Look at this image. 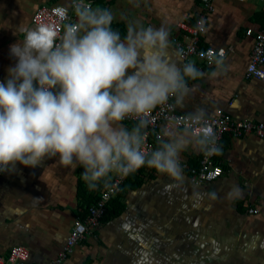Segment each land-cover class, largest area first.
I'll return each instance as SVG.
<instances>
[{
  "label": "crops",
  "instance_id": "1",
  "mask_svg": "<svg viewBox=\"0 0 264 264\" xmlns=\"http://www.w3.org/2000/svg\"><path fill=\"white\" fill-rule=\"evenodd\" d=\"M90 2L92 8L111 10L112 28L122 39L129 27L151 26L164 27L170 41V36L178 33L177 22L192 20L200 13L197 0ZM45 3L68 6L69 0H0L3 81L8 78V69L17 63L10 45L35 28L30 17ZM213 4L199 46L231 47L232 51L223 59L215 58L212 66L198 61L190 64L199 75L188 79L189 92L176 100V110L206 116L221 109L238 120L264 123V82L243 77L252 47L244 32L264 27V0H213ZM167 58L180 65L171 43ZM176 135L189 141L180 153L181 164L197 166L204 146L187 132ZM216 162L222 168L218 180L196 185L182 172L179 182L171 180V198L170 183L163 182L160 175L157 181L162 183L148 187L143 183L127 191L125 202L122 198L124 211L88 234L62 264H264V140L224 136ZM83 172L78 164L63 166L58 156L45 158L34 168L17 163L14 170L4 171L0 176V255L22 245L29 251V264H47L57 256L68 231L81 216L77 179L94 194L104 184L90 189ZM148 174L146 171V178ZM243 204L258 213L248 214Z\"/></svg>",
  "mask_w": 264,
  "mask_h": 264
},
{
  "label": "clouds",
  "instance_id": "2",
  "mask_svg": "<svg viewBox=\"0 0 264 264\" xmlns=\"http://www.w3.org/2000/svg\"><path fill=\"white\" fill-rule=\"evenodd\" d=\"M76 14L79 28L66 25L58 42L39 25L10 45L17 63L0 82V172L58 156L65 167H83L90 189L143 166L179 182L189 141L173 135L145 153L143 129L154 108L188 94L198 71L167 58L164 27L132 26L122 39L110 9L80 0ZM129 117L141 119L132 130L118 126ZM195 141L211 146L214 138Z\"/></svg>",
  "mask_w": 264,
  "mask_h": 264
},
{
  "label": "built area",
  "instance_id": "3",
  "mask_svg": "<svg viewBox=\"0 0 264 264\" xmlns=\"http://www.w3.org/2000/svg\"><path fill=\"white\" fill-rule=\"evenodd\" d=\"M197 1L200 9L199 15L192 20L177 22L175 30L178 33H173L170 36V43L177 54L180 65H190L192 62L198 61L204 66H212L215 58H225L232 48H201L199 46L200 37L206 29L207 17L213 12L214 4L213 0ZM235 1L244 3L249 0ZM79 2L80 0H69L68 6L58 3L42 4L32 13L30 23L35 27L39 25L52 27L58 42L66 25L79 28V17L76 14V6ZM84 2L92 7L90 0H84ZM244 35L251 39L252 47L243 77L246 80L256 79L264 82V27L247 28ZM2 81L0 79V82ZM176 102V99L169 98L165 104L158 105L145 118L147 125L143 129V151L149 153L155 150L160 141H167L170 136L176 135L179 131L187 132L195 138L205 134L212 136L214 143L211 146L203 147L197 166L181 164L182 172L188 175V179L193 184H209L222 176V168L216 162V153L224 136L235 139L253 136L264 140V123L246 119L238 120L221 109L206 116L186 115L176 110ZM196 117L201 118L196 119ZM140 119L141 117H129L119 123L136 126ZM2 173L0 172V176ZM127 175H110L107 180L108 186L105 187L103 184L98 189L94 202L86 208L83 218L79 217L75 220L60 252L47 264H62L72 254L77 244L84 240L88 234H92L98 229L107 204L119 192ZM243 207L248 214L256 215L258 213L257 209L249 208L248 204H243ZM0 264H29V251L22 245L13 246L6 255H0Z\"/></svg>",
  "mask_w": 264,
  "mask_h": 264
},
{
  "label": "trees",
  "instance_id": "4",
  "mask_svg": "<svg viewBox=\"0 0 264 264\" xmlns=\"http://www.w3.org/2000/svg\"><path fill=\"white\" fill-rule=\"evenodd\" d=\"M146 171H149L148 174L149 178H153L154 174L156 173L154 169H151L147 166H143L140 167L137 171L129 173L125 177V180L121 185L119 192L107 204V207L105 209V214L103 215L100 224L109 222L113 218L119 216L124 211L125 205L122 201L123 196L127 191L136 190L143 184V178L144 175L146 174ZM95 194L93 193L92 190L86 189L83 180H81L80 178L77 179L76 199L79 204V207L81 208L83 207L80 218H83L86 212V208L96 199ZM94 232L95 231H93V233Z\"/></svg>",
  "mask_w": 264,
  "mask_h": 264
},
{
  "label": "rangeland",
  "instance_id": "5",
  "mask_svg": "<svg viewBox=\"0 0 264 264\" xmlns=\"http://www.w3.org/2000/svg\"><path fill=\"white\" fill-rule=\"evenodd\" d=\"M157 178H159V175H156V176H154L153 178H146V176L144 175V179H143V185H145L146 187H148L149 185H151V184H154V183H162V182H158L157 181ZM160 178H162L161 180L164 182L165 180V183H170V187H169V191H168V195L170 196V198H171V180L168 178V177H165V176H160ZM165 186H166V184H165ZM99 188V187H98ZM97 189V188H96ZM98 190V189H97ZM98 192V191H97ZM96 192V193H97ZM177 192V191H176ZM125 197V195L123 196V198ZM124 202H125V198H124Z\"/></svg>",
  "mask_w": 264,
  "mask_h": 264
},
{
  "label": "snow or ice",
  "instance_id": "6",
  "mask_svg": "<svg viewBox=\"0 0 264 264\" xmlns=\"http://www.w3.org/2000/svg\"><path fill=\"white\" fill-rule=\"evenodd\" d=\"M146 246V245H145Z\"/></svg>",
  "mask_w": 264,
  "mask_h": 264
}]
</instances>
